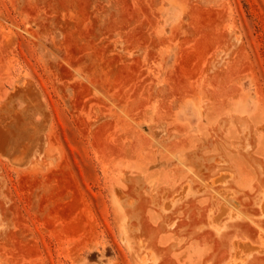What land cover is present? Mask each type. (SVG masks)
Here are the masks:
<instances>
[{
  "label": "rangeland",
  "instance_id": "obj_1",
  "mask_svg": "<svg viewBox=\"0 0 264 264\" xmlns=\"http://www.w3.org/2000/svg\"><path fill=\"white\" fill-rule=\"evenodd\" d=\"M0 264H264V0H0Z\"/></svg>",
  "mask_w": 264,
  "mask_h": 264
}]
</instances>
